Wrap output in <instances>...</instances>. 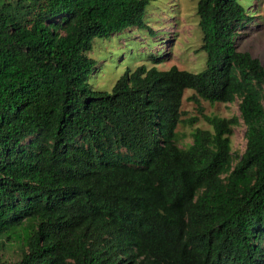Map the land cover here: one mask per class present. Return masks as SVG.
Here are the masks:
<instances>
[{
  "label": "trees",
  "instance_id": "obj_1",
  "mask_svg": "<svg viewBox=\"0 0 264 264\" xmlns=\"http://www.w3.org/2000/svg\"><path fill=\"white\" fill-rule=\"evenodd\" d=\"M148 3L0 0V264H264V68L236 47L251 14L196 0L201 73L141 65L90 89L93 39L146 28ZM185 90L211 130L183 149Z\"/></svg>",
  "mask_w": 264,
  "mask_h": 264
},
{
  "label": "rangeland",
  "instance_id": "obj_2",
  "mask_svg": "<svg viewBox=\"0 0 264 264\" xmlns=\"http://www.w3.org/2000/svg\"><path fill=\"white\" fill-rule=\"evenodd\" d=\"M237 2L253 19L239 31L237 50L248 53L264 68V0ZM195 4L196 0H149L143 16L146 28L127 30L107 39H93L92 48L87 54L94 63L93 70L87 76L89 88L109 93L126 70L133 71L141 65L157 71L174 67L190 74L201 73L205 68V53L199 49L201 34ZM162 57L167 58L159 63L154 62ZM193 94L192 90L183 92L181 121L192 117H198V121L192 126L183 122L175 128L176 144L183 149L190 144V134L195 129L211 130L200 120L197 106L188 100ZM198 102L205 115L238 117L237 102L213 105L202 100ZM243 131L241 121L232 128L230 148L234 159L244 150ZM14 258L10 249L4 247L0 250V260L10 261Z\"/></svg>",
  "mask_w": 264,
  "mask_h": 264
}]
</instances>
